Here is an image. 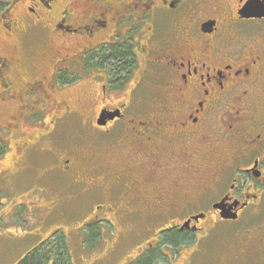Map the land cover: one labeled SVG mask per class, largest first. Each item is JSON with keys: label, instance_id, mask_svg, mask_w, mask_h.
I'll use <instances>...</instances> for the list:
<instances>
[{"label": "flooded vegetation", "instance_id": "obj_1", "mask_svg": "<svg viewBox=\"0 0 264 264\" xmlns=\"http://www.w3.org/2000/svg\"><path fill=\"white\" fill-rule=\"evenodd\" d=\"M247 1L2 2L0 156L13 139L39 147L55 184L15 215L28 251L61 206L89 246L97 224L126 220L140 240L124 264L168 249L189 264L198 238L264 201V15L241 16ZM74 123L84 146L58 133Z\"/></svg>", "mask_w": 264, "mask_h": 264}, {"label": "rangeland", "instance_id": "obj_2", "mask_svg": "<svg viewBox=\"0 0 264 264\" xmlns=\"http://www.w3.org/2000/svg\"><path fill=\"white\" fill-rule=\"evenodd\" d=\"M0 1L7 2L8 0ZM16 7L19 8V4ZM0 40L4 41L3 37L0 36ZM1 41L0 46L6 42ZM58 133L61 134L62 141L81 144V146L88 141L84 135H91L77 123L63 126ZM3 145L6 149L0 156V227H4L0 229V264H16L29 248L35 246L34 243L37 240L32 241L34 237L27 241L22 240L26 233L21 234L19 228L16 229L18 219L15 215L16 213L18 215L20 211L21 213L28 211L26 201L29 197L38 195L36 187L48 190L50 186L52 190L55 184H53V178L45 173L49 158L46 152L41 151L39 147L36 152L30 154L24 152V143L22 142L20 147L15 144V139ZM80 150L81 154H84L88 148L84 147ZM21 166L20 172H16ZM17 198L25 205H17ZM45 202L46 200L41 199L39 204ZM81 208L82 205L77 204L69 206L70 211ZM90 208V205L84 206L86 214L91 212ZM61 211V206L48 211L45 228H51V233L46 235V229L42 231V236H44L42 245L46 244L51 247L46 253L50 260L55 258L56 250L60 247L68 256L70 264H124L140 240L137 237L129 238L127 221L118 218L117 221L113 220L114 229L104 222L102 226L97 224L99 227L97 230H100L99 239L95 240L94 246H89L85 240L88 237L87 233L83 238L82 234L74 235L72 229L68 231L72 224L76 227L81 226L82 221L78 219L79 216H65L66 212ZM34 222L33 220L23 221V227L27 229V233H32ZM160 223L148 221V226L152 227ZM67 232L68 236H66ZM51 235L54 239L49 238ZM166 252L171 257L177 254V251L172 253V249ZM167 254L160 256V264H170ZM237 255H240V260L234 259ZM187 262L189 264H264V201L252 211L244 212L240 223L217 224L206 237L198 238L191 259Z\"/></svg>", "mask_w": 264, "mask_h": 264}, {"label": "trees", "instance_id": "obj_3", "mask_svg": "<svg viewBox=\"0 0 264 264\" xmlns=\"http://www.w3.org/2000/svg\"><path fill=\"white\" fill-rule=\"evenodd\" d=\"M2 2L0 1V7L2 6ZM175 239H179L177 236ZM65 249V246H64ZM50 248L46 244L39 246L38 248L31 249L27 252L16 264H70L69 258L60 247L56 250V254L54 255V259H49L48 253ZM158 258V259H157ZM159 260V255L155 252L149 253L145 256L142 261H139V264H153ZM161 261V260H159ZM156 264H160L157 262Z\"/></svg>", "mask_w": 264, "mask_h": 264}, {"label": "water", "instance_id": "obj_4", "mask_svg": "<svg viewBox=\"0 0 264 264\" xmlns=\"http://www.w3.org/2000/svg\"><path fill=\"white\" fill-rule=\"evenodd\" d=\"M240 15L243 17H257L264 15V10L261 8V5L256 2L255 0H248L242 9L240 10ZM223 218H230L234 219V216H231L230 214H223L221 215ZM197 217H194L196 219Z\"/></svg>", "mask_w": 264, "mask_h": 264}]
</instances>
